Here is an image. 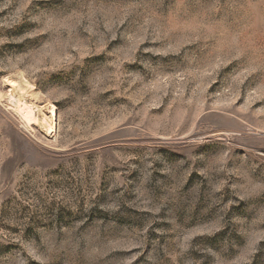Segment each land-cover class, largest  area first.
<instances>
[{"label": "rangeland", "instance_id": "obj_1", "mask_svg": "<svg viewBox=\"0 0 264 264\" xmlns=\"http://www.w3.org/2000/svg\"><path fill=\"white\" fill-rule=\"evenodd\" d=\"M0 264H264V0H0Z\"/></svg>", "mask_w": 264, "mask_h": 264}]
</instances>
